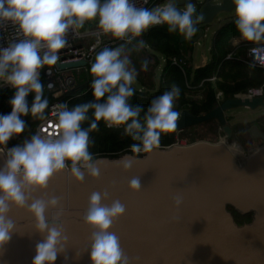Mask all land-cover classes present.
Listing matches in <instances>:
<instances>
[{
    "label": "clouds",
    "instance_id": "1",
    "mask_svg": "<svg viewBox=\"0 0 264 264\" xmlns=\"http://www.w3.org/2000/svg\"><path fill=\"white\" fill-rule=\"evenodd\" d=\"M235 25L242 38L247 41H264V0H232ZM201 16L196 7L188 2L183 10L175 3H168L154 9L138 8L133 0H0V25L8 22L14 25L22 37L0 45V87L9 86L14 95L9 100L11 112L0 114V254L10 242L16 224L10 219L12 207L26 209L35 219V230L44 238L36 244L32 264H56L57 256L65 251L67 238L58 222L50 223L45 216L49 208L57 209L59 201L53 197L47 201L36 199L29 202L28 193L33 189L44 190L55 174L65 171L70 165V174L77 182H83L85 173L99 178L92 154L89 152V133L103 121L108 128L124 127V132L133 141L131 152L151 154L159 147L163 133H170L177 127L180 113L174 103L180 89L173 85L161 96L151 101L146 111L142 106L129 103L134 96L132 87L136 71L130 68L128 51L124 47L103 48L90 66L93 101L73 106H59L57 127L59 134L53 139L34 134L23 144L8 148V142L25 129L22 117L44 118L48 100L43 95L41 69L51 68L60 59L59 53L67 45V34L73 35L86 22L95 21L99 34L111 35L117 39L140 37L149 28L167 25L169 32H179L185 39L196 33V24ZM138 42V47L143 46ZM147 71V63L142 65ZM51 87V84L48 85ZM32 94L31 104L28 96ZM92 121L88 128L83 122ZM144 112L141 118V112ZM132 167V160L125 159V171ZM128 187L141 191L138 177L132 178ZM108 193L93 192L83 222L92 231L90 238L91 264H129L122 252L119 239L110 231L113 222L125 214V207L118 200L105 205ZM177 208L182 199L174 198ZM59 220V213L56 221Z\"/></svg>",
    "mask_w": 264,
    "mask_h": 264
},
{
    "label": "water",
    "instance_id": "2",
    "mask_svg": "<svg viewBox=\"0 0 264 264\" xmlns=\"http://www.w3.org/2000/svg\"><path fill=\"white\" fill-rule=\"evenodd\" d=\"M234 7L232 0H204L196 9L201 20L192 40L196 42L220 12ZM86 64L82 59L57 66L64 71ZM241 107H264V97H229L200 115L182 110L176 129L215 120L229 140L233 127L227 114ZM247 132L257 149L243 163L226 140H201L156 148L143 156L127 153L97 158L99 178L85 173L84 181L77 182L69 168L55 174L46 189L30 190L29 202L53 197L59 201L57 209L45 213L50 223H59L67 238L56 264H91L93 229L83 216L93 192L108 193V199L102 200L105 205L114 200L124 205L125 214L113 222L110 231L119 239L129 264H264V130L255 123ZM125 159L132 160L128 171L123 168ZM134 177L140 180L139 192L128 187ZM177 196L182 199L179 208L174 204ZM230 208L242 215L251 213V220L238 224ZM9 217L17 231L0 254V264H32L36 244L44 237L35 230V219L26 209L12 207Z\"/></svg>",
    "mask_w": 264,
    "mask_h": 264
},
{
    "label": "trees",
    "instance_id": "3",
    "mask_svg": "<svg viewBox=\"0 0 264 264\" xmlns=\"http://www.w3.org/2000/svg\"><path fill=\"white\" fill-rule=\"evenodd\" d=\"M195 2V0H193ZM235 20L224 22L214 33L209 50L210 60L202 66L195 67L191 60L186 57V46L188 40H182L179 32H169L167 25H157L149 28L140 37L145 46H149L152 50L164 57H177L183 59V64H175L168 62L164 66L158 83L153 76L149 82H146L140 75H136L137 86L132 84L135 94L130 98L129 103L133 106H142L144 111L147 110L152 100L161 96L165 91L169 90L173 85L180 89L179 98L174 103V108L179 113L182 110H188L194 115L205 114L217 106V92L221 91L227 97H235L237 95L245 96L247 90L251 87H258L264 83V69L254 64H247L238 58H228L231 53H238L244 56L246 50L251 47L264 45V41L253 42L247 41L241 37L236 28ZM134 39V40H135ZM127 45H124L125 47ZM193 47H189L187 52L192 53ZM68 70L59 71V75L64 78ZM72 75L74 84L69 86L68 91L62 95L59 92L58 84L49 87L48 83L56 79V74L48 76L45 72H41L40 79L44 85L43 95L48 100V108L45 109L44 118L49 112L50 105L56 99L67 100L70 109L73 106L93 101L91 81L93 77L90 74V68L85 70L73 69ZM82 74V75H81ZM211 77L216 79L210 80ZM138 86H142V91L138 90ZM12 98L14 90L9 94ZM8 96L6 90L0 91V114H8L11 112V105L5 103L4 99ZM28 102L31 104L33 95L28 96ZM141 118L144 112H141ZM89 119L82 123V128H88L92 121L91 111L88 113ZM25 121V129L18 136H14L8 142L7 146H15L23 143L26 139H30L35 134L37 124L42 120L31 115L22 117ZM213 120L204 123H210ZM217 123V121H216ZM203 124V123H201ZM219 135H225L220 125L217 123ZM177 132L175 129L170 133H163L160 137L158 148L168 147L177 143ZM221 138V137H220ZM219 138V139H220ZM89 152L93 156V160L101 157L117 158L123 154H133L131 152V144L138 143L133 141L124 132V127L108 128L103 121L98 122V128L89 133ZM140 153L136 156H143ZM134 155V154H133ZM233 211L235 220L238 224H243L251 220V213L242 215Z\"/></svg>",
    "mask_w": 264,
    "mask_h": 264
},
{
    "label": "built area",
    "instance_id": "4",
    "mask_svg": "<svg viewBox=\"0 0 264 264\" xmlns=\"http://www.w3.org/2000/svg\"><path fill=\"white\" fill-rule=\"evenodd\" d=\"M174 1H182L184 4L182 6H179L178 8L183 10V7L186 3L191 2L195 5L196 9L202 5L203 0H133L136 7L140 8H147L149 10L162 7L165 4L173 3ZM99 29L96 27L95 29H92L91 31L86 32H80L78 30V33L76 35H73L71 32L67 34V45L64 49H62L59 53L60 59L58 62H70V61H78V60H86L87 64L83 68L87 70L90 68L91 64L95 60V56L98 52H100L103 48H116V47H123L124 45L129 44L132 42L135 38H132L129 42L127 38L125 39H117L113 36L105 35V34H97L99 33ZM22 38L16 27L12 25L11 23H4L0 25V45L7 46L12 41H15L17 39ZM85 38H92V41L89 43H81V39ZM201 42H199L200 44ZM229 54L228 58H238L242 60L243 62L247 64H254L258 67H261L264 69V45L251 47L246 52V55L244 57H240L239 55ZM165 62H171L175 64H183V59H179L177 57H165ZM81 67H79L80 69ZM60 69L58 68L57 64L49 68L48 66H45L43 69H41V72H45L46 75L52 76L53 74H56V79L53 81H50L48 83L51 84V88L55 86V84H58L59 86V92L57 95H62L63 93L68 91V87L72 86L74 83L73 77L70 74H67L62 78L59 75ZM216 77H211L210 80H215ZM6 90L8 93V96L4 99L5 103H8L11 99L10 97V91L13 89L10 88L7 85H4L3 87H0V91ZM142 91V89H140ZM217 101H221V99L224 98V95L221 91L217 92ZM235 97H241V98H255V97H264V83L261 86L258 87H251L247 90V93L245 96L237 95ZM61 104H66L69 107V102L67 100L62 99H56L49 107V112L45 118H43L36 126L35 128V134H40L43 136H48L53 139L57 138L59 134V129L57 127V112L59 111V106ZM120 127H113V128H121ZM27 140V139H26ZM23 144V143H21ZM185 145V144H184ZM8 148H11L13 146H7ZM0 152H3L6 154L7 149L6 148H0ZM70 168V165H69ZM68 168V169H69Z\"/></svg>",
    "mask_w": 264,
    "mask_h": 264
},
{
    "label": "rangeland",
    "instance_id": "5",
    "mask_svg": "<svg viewBox=\"0 0 264 264\" xmlns=\"http://www.w3.org/2000/svg\"><path fill=\"white\" fill-rule=\"evenodd\" d=\"M235 16L234 9L230 12L222 11L217 15L215 19L205 31V35L200 38L199 43H194V46L191 42L187 43L186 49L189 47H193V60L200 62L202 56L209 55V49L212 41V35L215 32L222 21L225 19ZM142 39L137 38L127 44L124 48L128 51L129 59L131 61L129 67L134 68L137 75H140L146 82L151 80L153 76L154 80L158 83L160 79V75L166 62L164 57L161 56L160 53L152 50L149 46H145L143 43L142 47H138V42ZM203 40V41H202ZM198 44V45H197ZM186 50V57L189 58V55L192 56V53L189 54ZM147 63V71L142 69V65ZM71 73V71L67 72V74ZM73 73V72H72ZM82 75V74H81ZM74 84V83H73ZM229 98V97H227ZM233 98V97H230ZM226 97L224 96L220 102H222ZM217 101V105L220 103ZM229 113V112H228ZM228 116L229 123L233 124L235 119V126L233 125V134L231 138L227 141V144L233 149L235 152V146L239 145V149L243 152V155H237L238 159L243 163L245 158L254 150L253 147V139L251 135L247 132V129H250L255 123H259L262 126V130H264V107H259L257 110H251L244 107L231 111ZM235 115V118H234ZM221 137V138H220ZM220 138V139H219ZM221 139H225L224 134L222 136L219 135L218 126L215 120L210 123L197 124L191 127H187L184 130L177 132V143L176 145H184L191 144L197 141H210V142H218ZM230 142V143H229ZM237 144V145H236ZM241 146V147H240ZM251 147V149L247 150L245 148ZM242 156V157H241Z\"/></svg>",
    "mask_w": 264,
    "mask_h": 264
},
{
    "label": "crops",
    "instance_id": "6",
    "mask_svg": "<svg viewBox=\"0 0 264 264\" xmlns=\"http://www.w3.org/2000/svg\"><path fill=\"white\" fill-rule=\"evenodd\" d=\"M204 1V0H203ZM215 19H219V18H215ZM214 19V20H215ZM229 20H235V16H232V17H229V18H227V19H225L224 21H222L221 23H220V25H219V27L224 23V22H226V21H229ZM97 27V25H96V22L95 21H91V22H86L85 23V25H84V27L82 28V29H79V31L80 32H86V31H91L92 29H95ZM218 27V28H219ZM217 28V29H218ZM217 29H215V32H216V30ZM214 32V33H215ZM214 33H213V35H214ZM197 34V31H196V33L193 35V37L195 36ZM213 35H212V37H213ZM193 37H191L190 39H183V36H182V40H188L189 42H191L192 44H193V46H194V41L192 40V38ZM92 41V38H85V39H81V43H89V42H91ZM203 41V40H202ZM196 44V43H195ZM198 45V44H197ZM210 48H211V45H210ZM210 50V49H209ZM164 57V56H163ZM192 58H191V60L193 61V64H194V66L195 67H198V66H202V65H205L206 63H208L209 62V60H210V55H208V56H205V55H203L202 56V59L200 60V62H197V61H194L193 60V51H192V56H191ZM165 58V57H164ZM83 67H81L80 69H82ZM75 69H79V68H75ZM64 71H66V70H64ZM68 71L70 72L71 71V73H72V71H73V69H68ZM71 73H69V74H71ZM135 86H137V83H136V80L134 81V83H133ZM140 89H144L142 86H138V90H140ZM230 113V112H229ZM227 114L228 116H230V115H232V114ZM234 118H235V115H234ZM230 120V119H229ZM235 124V119H234V121H233V124L231 123V126H233Z\"/></svg>",
    "mask_w": 264,
    "mask_h": 264
},
{
    "label": "bare ground",
    "instance_id": "7",
    "mask_svg": "<svg viewBox=\"0 0 264 264\" xmlns=\"http://www.w3.org/2000/svg\"><path fill=\"white\" fill-rule=\"evenodd\" d=\"M197 28V31H198V27H196ZM208 29V27H206L205 28V30H204V32H203V35L201 36V37H203L204 35H205V31ZM195 37V36H194ZM200 37V38H201ZM200 38L195 42V43H199V40H200ZM250 49V48H249ZM248 50H246V52H247ZM246 52H245V54H244V56L246 55ZM231 54H234L235 55V53H231ZM236 55H239L238 53L236 54ZM240 56V55H239ZM244 56H240V57H244ZM229 119V118H228ZM223 140H227L226 138L225 139H221V141H223ZM228 141V140H227ZM230 143V142H229ZM237 145V144H236ZM228 147L231 149V147L228 145ZM258 148H259V146H257ZM257 148H255V150H256ZM233 150V149H232ZM235 152V155L237 156V155H239L240 153V155H243V152L239 149V145H237V146H235V150H234Z\"/></svg>",
    "mask_w": 264,
    "mask_h": 264
},
{
    "label": "flooded vegetation",
    "instance_id": "8",
    "mask_svg": "<svg viewBox=\"0 0 264 264\" xmlns=\"http://www.w3.org/2000/svg\"><path fill=\"white\" fill-rule=\"evenodd\" d=\"M234 126H235V125H234ZM233 129H234V128H233ZM240 147H241V146H240ZM245 149H247V150L249 149V150H250V149H251V147H248V148H245ZM241 157H242V156H241Z\"/></svg>",
    "mask_w": 264,
    "mask_h": 264
}]
</instances>
